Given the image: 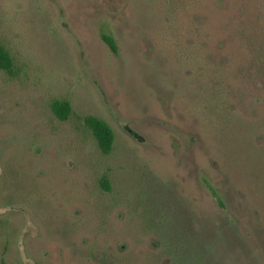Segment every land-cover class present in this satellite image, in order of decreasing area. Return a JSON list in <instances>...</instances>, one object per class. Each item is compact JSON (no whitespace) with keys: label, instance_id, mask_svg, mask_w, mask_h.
<instances>
[{"label":"rangeland","instance_id":"374dc122","mask_svg":"<svg viewBox=\"0 0 264 264\" xmlns=\"http://www.w3.org/2000/svg\"><path fill=\"white\" fill-rule=\"evenodd\" d=\"M0 44V264H264V0H0Z\"/></svg>","mask_w":264,"mask_h":264},{"label":"trees","instance_id":"16d2710c","mask_svg":"<svg viewBox=\"0 0 264 264\" xmlns=\"http://www.w3.org/2000/svg\"><path fill=\"white\" fill-rule=\"evenodd\" d=\"M101 39L113 54H116L117 47L112 37L102 34ZM0 71L5 72L9 77L15 75L14 60L9 52L0 44ZM50 111L54 117L65 122L72 113V107L68 101L54 100L50 104ZM83 124L91 134L95 144L102 155H109L113 150L115 136L109 125L103 120L94 116H88L83 119ZM202 183L215 200L216 204L223 208V202L213 186L202 178ZM101 188L110 192L109 182L107 180L100 181ZM164 229V228H163ZM165 230L160 232L159 245L163 253L169 254L175 258L178 264H186L193 262L198 263L209 249L203 244L197 232L188 229L186 232L182 227L177 231ZM199 259V260H198ZM198 260V261H197ZM4 264V263H2Z\"/></svg>","mask_w":264,"mask_h":264}]
</instances>
